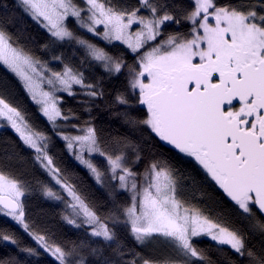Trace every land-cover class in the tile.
Segmentation results:
<instances>
[{
	"label": "snow or ice",
	"instance_id": "6c2138e0",
	"mask_svg": "<svg viewBox=\"0 0 264 264\" xmlns=\"http://www.w3.org/2000/svg\"><path fill=\"white\" fill-rule=\"evenodd\" d=\"M0 264H264V0H0Z\"/></svg>",
	"mask_w": 264,
	"mask_h": 264
},
{
	"label": "trees",
	"instance_id": "16d2710c",
	"mask_svg": "<svg viewBox=\"0 0 264 264\" xmlns=\"http://www.w3.org/2000/svg\"><path fill=\"white\" fill-rule=\"evenodd\" d=\"M205 243H207V241H205Z\"/></svg>",
	"mask_w": 264,
	"mask_h": 264
}]
</instances>
